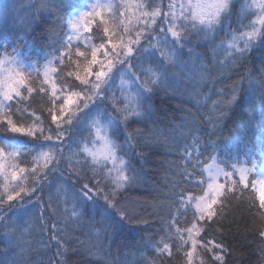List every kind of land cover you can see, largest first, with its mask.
<instances>
[{
	"label": "trees",
	"instance_id": "obj_1",
	"mask_svg": "<svg viewBox=\"0 0 264 264\" xmlns=\"http://www.w3.org/2000/svg\"><path fill=\"white\" fill-rule=\"evenodd\" d=\"M83 1L0 0V58L17 48L21 53L17 57L25 63L47 68L52 65L55 69L51 83H45L44 73L28 75L27 84L33 87V92L29 94L26 87L22 88L26 99L19 105L13 102L12 109L5 108V112L15 114L14 118L19 121V110L24 109L31 118L23 123L42 122L53 135L57 125L52 123L51 117L54 112L59 114L63 99L71 92H80L83 96L87 91L86 86L76 79V73L84 70L93 48H88L85 56H77L76 47L69 48L65 42L67 16ZM147 1L155 2L128 0L121 5L130 3L134 7L128 12L125 6L124 15L118 23L115 21L119 34H124V25H128L133 34L140 29L141 23L138 22L137 26L136 20L139 11L148 10ZM167 4L168 0L162 1L163 8ZM137 5L141 10L135 9ZM104 27L100 18L91 24L88 36L93 47L107 43ZM198 36L191 34L177 55L178 69L172 68L169 73L174 78V86L160 88L151 94L146 105L149 114L136 119L135 123L130 122L124 131L125 137L129 133L135 136L130 141L132 150L127 155L118 152L115 167L113 163L101 161L100 167L107 163L104 174L111 170L113 176L122 166L120 160L125 161L124 167L131 162L136 179L120 191L118 200L136 219L131 222L122 220L103 198L82 203L81 208L86 211L78 221L72 216L73 204L66 202L65 193L70 195L79 191L75 179L80 177L74 178L73 166L80 168L85 159L92 165L84 148L90 144V122L96 111H84V101L77 99L69 106V115L74 120L79 117L80 123L72 128L58 120L57 123L67 130L63 141L65 156L59 162V168L50 172L44 181L42 192H37L30 200L25 196L23 203L19 198L8 202L6 194L21 181L24 187L33 185L30 173L37 165H44V158L33 160L32 156H27L25 159L21 155L11 161L6 155L2 161L5 171L0 174V214L6 221L0 223V264H49L50 258L62 264H188L187 252L190 250L193 251V264H264V238L259 235L264 230V209L259 206L257 189L249 186L242 193L237 192L235 199L231 194L218 197L214 205L217 215L213 220L222 217L220 223L209 225L200 221L193 209L195 198L207 185L204 174L207 163L215 161L221 168L231 163L248 167L255 160L253 177L257 178L259 174L264 162V109L257 106L254 111L250 97L252 87L259 89L264 78V47L237 63L231 59L233 50L228 48L230 34L224 35V39L217 36L204 41ZM98 60H104L103 49L98 52ZM98 70L99 65H94L93 73ZM88 79L94 82V75ZM53 84L59 95L55 104L52 103ZM234 86L238 89L237 103L226 111L216 125L218 131L213 134V122L220 116ZM114 98L116 102L105 104L114 110L117 106L123 107V95L116 94ZM117 116L122 119L118 113ZM108 132L111 133L110 128ZM209 141L218 147L213 148ZM41 142L51 144L55 140ZM3 145L21 153L35 151L34 155L48 151L47 147L40 149V143L31 137L10 133L6 125H0V146ZM188 145L191 147L185 152ZM196 157L198 161L194 160ZM193 162L199 164L195 170ZM53 163L57 161L53 159L41 171H47ZM12 164H16L17 169H26L17 181H11L10 176L6 179L12 171ZM88 175H92L90 170ZM234 179L238 181L239 177ZM221 183H227L225 178ZM9 203L15 206L9 208ZM66 209L68 215L64 216ZM193 224L197 228L204 225L198 236L193 233L195 249L187 231ZM54 227L62 237L60 255H57L55 246H49L55 243L52 241ZM149 236L161 242V248L163 241H167L170 253L161 255L154 243L148 242ZM185 240L188 243H184ZM208 241L212 243L208 244ZM216 244L222 248L214 247ZM217 255L222 257V262L216 259Z\"/></svg>",
	"mask_w": 264,
	"mask_h": 264
},
{
	"label": "snow or ice",
	"instance_id": "obj_2",
	"mask_svg": "<svg viewBox=\"0 0 264 264\" xmlns=\"http://www.w3.org/2000/svg\"><path fill=\"white\" fill-rule=\"evenodd\" d=\"M46 7V6H44ZM142 7V6H141ZM182 11L180 16H177L175 11L171 13L161 12L159 9L152 11H141L137 17L139 23L144 27L133 30L124 25V34H119L118 31L110 29L108 21L103 19V13L97 5L92 6L91 11L82 12L78 17L71 21L73 29H78L80 25H83L85 32L91 30V24L96 18H100V23L105 25L104 35L108 37L107 43H101L99 47H93L91 51V59L88 61L84 68V75L80 72L76 73V79L86 86V94L81 96L80 92H71L67 95L63 102L59 105V114L55 112L52 114V123L57 125V131L55 135L50 130L43 127L42 122L39 124L28 125L23 121L30 119V115L26 114L24 109L19 110V121L14 118L15 114H9L5 112V108L11 110L13 102L17 105L21 104L26 97L21 91L22 88H27V92L31 94L33 87L28 86L27 77L25 75V69L20 61L17 60V56L21 53L17 48H13L12 53L7 54L4 58H0V69H5V65H17V67H7L5 70L7 75L0 81V125H6L7 131L13 134H18L21 137H31L34 141L40 143V149L48 148V151H40L38 155H34V152L21 153L15 150H11L7 147L0 146V174L4 173L5 166L3 160L5 156L19 157L21 155L32 156L33 160H38L40 157L44 158V165H37L34 167L30 175L34 179L33 185L28 188L23 186V181L20 184L14 186L11 192L6 194L8 202L15 201L19 198L23 203L25 196L31 199L37 192H42L44 188V181L48 178L50 172L59 168V162L64 159L65 156V144L64 136L67 131L58 124V120L63 121L71 125L72 128H76L80 123V118L69 115V106L73 104L74 100L82 99L84 101L83 108H88L91 111L94 109L100 110L106 120L103 130V141L106 146V153L103 156L105 162L112 161L113 167H115V158L118 152H122L125 155L132 150V144L130 141L135 139V136L131 133L127 137L124 136L130 122L135 123L136 119H143L149 114V109L146 107L147 101L151 99V94L156 92L160 88H167L174 86V78L169 75L172 68L179 66V60L177 59L178 53L186 46V42L191 35V32L195 30L197 34L203 33V36L211 40L213 33L217 32L218 26H223L225 32L231 28V16L235 9V0H196V3L180 6ZM169 8H173V5H169ZM253 8L258 9L256 19L248 25L243 24V19L240 16V12L247 10L251 11ZM190 12V15H184V11ZM124 13H121L123 16ZM163 16L162 20L157 21V16ZM238 22L247 27L248 31L242 32L237 37L233 36L232 42L228 45V48L233 50L231 52V59L234 62H241L247 58L248 54L256 47H264V0H259L258 4H242L241 9L236 12ZM171 16V18H169ZM150 17V19H149ZM165 24L168 25L165 28ZM155 25V27H154ZM191 25V27H189ZM199 25V27H197ZM259 25V27H257ZM234 32L236 30H233ZM111 32V35H110ZM171 34V39L169 38ZM69 41L73 39L72 36L68 37ZM239 40L241 43H237ZM146 42V43H145ZM219 47V46H218ZM104 50V60H98V52ZM111 49V52L108 51ZM77 56H85L84 52L77 50ZM145 64L149 65L145 67ZM94 65H99L98 71L93 73L92 69ZM124 72L128 75L130 82L131 94L125 97L123 107H116L115 111L110 109L104 101L108 99V91L112 87L113 72ZM55 71V69H53ZM71 75V73H69ZM95 76V83L88 79L89 76ZM48 82L47 73H45V83ZM41 91H46L43 88ZM52 103L59 99L55 84L52 86ZM63 91V89H61ZM237 91L234 86L230 98L226 99L224 108L220 110V116L213 122L214 133L218 131L216 125L219 124L220 119L226 114V111L235 103H237ZM81 92H85V89H81ZM257 92L259 96L257 98ZM90 93V94H89ZM253 99V110L257 106L264 109V78L259 83V89L252 87L251 97ZM93 107H89V104ZM101 105H104L101 109ZM117 113L122 119L117 118ZM65 117L67 119L65 120ZM39 121V117H36ZM111 129L109 134L108 129ZM91 135V133L89 134ZM99 138V137H98ZM43 141H54L51 144H45ZM213 148L218 147L215 142L209 141ZM191 145L185 147L184 151L187 152ZM70 151V149H68ZM87 152V149L85 150ZM55 153V155H53ZM251 153V149H249ZM75 154V153H73ZM92 156V165L88 164L85 159L80 165V168H74L73 176L80 177L75 179V183L79 185L78 192H72L70 195L65 193L66 202L71 201L73 207L71 209L72 216L78 221L83 213L86 211L81 208L82 203L86 201H94L96 199L103 198L105 204L114 209L122 220L131 222L136 219L135 216L130 214L124 207H122L118 200L120 191L127 187L129 184L135 181V175L132 170L131 162L129 161L127 167H124V160H120L122 165L115 175L111 174V170L107 175L104 174V168H107V163H104L103 167H100V160L97 159L94 153H88ZM56 160L57 163H53L51 168L47 171H41L42 167L47 168L49 162ZM198 157L194 158L198 161ZM212 159H215L212 157ZM255 166V160L252 161ZM199 166L198 162H193V170ZM12 171L6 176V179L10 176L11 181H17L26 172L24 167L17 169L16 164H12ZM209 170L213 168V165L208 166ZM83 170V171H82ZM88 170L92 172V175H88ZM62 171V170H61ZM223 173L227 183H210L208 188L210 195L205 199L200 197V202L196 204V210L199 214V220L205 221L206 224L220 223L222 217L213 220L216 216L214 205L217 204L218 197L221 195L228 196L231 194V198H236V193H242L244 189L249 187L248 175L252 172V168L238 167L236 163L226 165L225 168H216L215 174ZM127 173V174H126ZM239 176V180H235L234 177ZM253 189H256L257 182L251 181ZM243 186V187H241ZM19 188V190H17ZM182 196L183 193H180ZM257 198L259 200V206L264 209V180L259 181V191ZM15 205L9 203L8 207L13 208ZM64 216L68 215L67 209L63 213ZM43 219V216L41 217ZM6 218L0 214V223H5ZM178 223V221H176ZM7 226V225H6ZM204 225L197 228L196 224H193L191 228L187 229L189 233V240H191L192 248L196 247V240L193 236L200 234ZM171 230V226H169ZM180 230L177 229V232ZM259 235L264 238V230L259 232ZM52 241L55 243L49 246H55L57 248V255H60V248L62 247V237L59 236L55 227L53 228ZM149 243H154V246L161 255L165 252L171 251L169 243L163 241V247L161 248V242L154 241V237L149 236ZM184 243H188L185 240ZM211 244L212 241H208ZM214 247L222 248L220 244L214 245ZM210 250V249H209ZM188 264H193V251L187 252ZM216 259L222 262V257L216 256ZM49 264H62L61 261L50 258Z\"/></svg>",
	"mask_w": 264,
	"mask_h": 264
},
{
	"label": "rangeland",
	"instance_id": "obj_3",
	"mask_svg": "<svg viewBox=\"0 0 264 264\" xmlns=\"http://www.w3.org/2000/svg\"><path fill=\"white\" fill-rule=\"evenodd\" d=\"M126 1H128V0H118V1L117 0H90L88 2H85L84 7H83V9L81 11L74 12L69 17V26H68V29H67V34H66V39H65L67 47H69V48L76 47V48H74L75 51H77L79 49L81 52L87 51L88 48H93V46L91 44V39L88 36V32L89 31L85 32L84 29H83V25L82 24L80 25V27L78 29H73L72 26H71V21L73 19L78 17L82 12L91 11L92 10V6L93 5H97L99 7V9L102 11L103 16L106 17L105 20L108 21V25L107 26L110 29H113V30L117 31V28L115 26V21H117V23H118L119 18H121L120 12L121 11H122V13L124 12L123 9H124L125 6L128 7V9H127L128 12H131L133 7H134L130 3L122 7L121 5L125 4ZM162 1L163 0H155V2L147 1V4L149 5L147 12L151 13L152 11H154L156 9H159L162 13L163 12L171 13L172 11H175L177 16H180V13L182 11V9L180 7L181 5H185V8H187V5L196 3V0H168L167 6L165 8H163ZM245 3L249 4V5L258 4L259 0H235L236 7L233 10V14H232L231 20H230L231 28H229L228 31L225 32L223 26H218L217 32L213 33L212 38L220 36V37H222L224 39L230 34L231 35L230 40H229V44H230L232 42V40H233V36L234 35L239 37L242 34V32L250 30L247 27H243L238 22L237 15H236V12L241 9V5L245 4ZM170 4L173 5V8H171V9L169 8ZM142 7H143V5H142ZM135 9L136 10L139 9L138 5L135 6ZM139 10H141V9H139ZM144 11H146V10H144ZM258 11L259 10L256 9V8H253L251 11H247V10L241 11L240 12V16L243 19V24L244 25H248L252 21H254L256 19V14L258 13ZM139 14H140V11H139ZM184 15L188 16V15H190V12L185 10L184 11ZM169 18H171V16H169ZM149 19H150V17H149ZM156 19H157V21L162 20L163 16L162 15L157 16ZM136 25L138 26V20H136ZM138 27L141 29V28L144 27V25L140 24V26H138ZM154 27H155V25H154ZM167 27H168V25L165 24V28H167ZM189 27H191V25H189ZM197 27H199V25ZM257 27H259V25H257ZM233 30H236V31L234 32ZM134 34H135V31H134ZM191 34L198 35L195 30H193L191 32ZM69 36L73 37V39L71 41H69V39H68ZM169 38L171 39V34L170 33H169ZM198 38L200 40H203V41L205 39V37L203 36V33H200ZM236 42L237 43H241V41H239V40H237ZM260 48H261V46H258L256 48H254L249 54H254ZM4 50H5V48H4ZM16 58L23 65V68L25 69L26 77L28 75H33L36 72H41V73H44L43 74V76H44L43 80L45 81V73H47L48 83H51V80H52V78L54 76V73H55V71H53L54 67L52 65L51 66L48 65L52 69L50 67L47 68L45 65H43L42 67H36L32 63H31L32 65H30V64L25 63L23 60H20L18 57H16ZM7 67H13L14 68V67H17V65H7L6 64L5 65V69ZM145 67H147L146 64H145ZM5 69H0V81H2L4 76L7 75V72H6ZM81 75H84V70L81 72ZM93 83H95V76H94V82ZM111 83H112V87L108 91V99L109 100L106 101L107 100L106 99L104 101V104L106 102H108L109 104H113L114 102H116V100H117L116 98L112 99L113 97L116 96V94H120L121 93L124 98L127 97V96H130L131 87H130V82L128 80L127 73L115 72V70H114V72H113V80H112ZM60 95L63 96V94H60ZM89 107L91 108L92 104H90ZM103 107H104V105H101V109H103ZM108 107L110 109H113V111H115L112 106H108ZM83 110L87 111L88 108H84ZM117 118L119 119L118 116H117ZM106 123L107 122L104 119L103 115H101L100 110H96L95 111V116H94L93 120L90 122V124H91V133H92V137L90 138V144L87 145L84 148V153H86L91 158V160H92V156L88 154L89 152L90 153H94L96 155L97 159L100 160V162L101 161L105 162L103 160V156L106 153V146H105L104 141H103V130H104V125ZM86 149H87V152L85 151ZM16 158L17 157H11L10 160L11 161H13V160L15 161ZM108 163H113V162L112 161H108ZM209 165H213V168L211 170H209V168H208ZM242 167L252 168V172L249 173V175H248L249 186H252L251 185V181H256L257 182L256 189H257V191H259V181L264 180V167H263L262 171L260 172V174H258L257 178L253 177V175H254L253 174L254 166H253L252 163L250 164V166L248 165V167L245 166V165H243ZM216 168H221V167L215 161H211V162H209V163H207L205 165L204 174H205L206 179L208 180V184L206 185L205 189L203 187V193L201 192L200 194H198L199 196L195 198V200H194L195 208H193L194 210H196V204L200 202V200H199L200 197H204L205 199H207L208 195H210V190L208 188V185L210 183L221 184V180L223 178H225L222 172L219 173L218 175L215 174V169ZM201 189H202V186H201ZM195 213H196L197 217H199V214L197 213V210L195 211Z\"/></svg>",
	"mask_w": 264,
	"mask_h": 264
}]
</instances>
